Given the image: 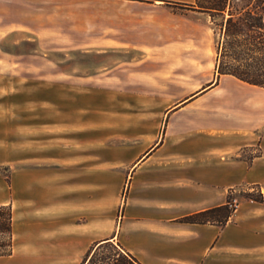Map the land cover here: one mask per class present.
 I'll return each mask as SVG.
<instances>
[{
    "label": "rangeland",
    "instance_id": "rangeland-1",
    "mask_svg": "<svg viewBox=\"0 0 264 264\" xmlns=\"http://www.w3.org/2000/svg\"><path fill=\"white\" fill-rule=\"evenodd\" d=\"M170 6L185 16L193 11ZM194 15L200 21L199 38L189 37L174 51L147 55L70 53L53 38L12 32L0 21V203L12 204L16 211L18 205L32 203L19 190L62 197L65 168L80 167L86 175L98 165L104 169L105 218L116 210L120 217L131 168L167 135L189 141L205 130L216 131L219 141L233 126V108L243 110L235 122L241 130L247 99L261 94L264 100V88L228 77L237 90L230 95L225 78L215 85L218 35L204 14ZM261 152L253 145L221 156L249 167ZM260 194L262 202L249 198ZM229 195L237 203L233 218L264 217V183L247 179L232 186ZM35 207V223L43 234L30 244L17 238L14 256L0 257V264H55L47 237L53 213L62 214V209ZM31 222L18 217L17 234ZM254 258L264 264V246ZM80 260L72 255L60 264Z\"/></svg>",
    "mask_w": 264,
    "mask_h": 264
},
{
    "label": "crops",
    "instance_id": "crops-1",
    "mask_svg": "<svg viewBox=\"0 0 264 264\" xmlns=\"http://www.w3.org/2000/svg\"><path fill=\"white\" fill-rule=\"evenodd\" d=\"M174 2L195 0H0V21L12 32L53 38L60 50L70 53L147 55L174 51L189 37L199 38L200 21L194 14H204L206 25L211 23L203 12L193 10L185 16L174 11ZM228 77L220 79L225 78V91L237 94ZM247 103L246 124L235 129L243 110L233 108V126L219 141L216 131L205 130L189 141L167 135L131 168L120 217L116 210L105 218L102 166L86 175L80 167L65 168L62 197L19 190L22 199L32 203L18 205L17 211L12 206L13 249L7 257L14 256L17 238L30 244L43 234L33 212L36 205L47 204L55 211L62 209V214L53 213L47 237L55 264L72 255L80 256V264L90 247L105 239L120 242L143 264H257L255 252L264 246L262 215L254 221L231 217L224 225L182 221L226 204L231 187L247 179L264 183L263 95L255 94ZM253 145L262 152L249 167L221 156ZM18 217L32 220L20 235Z\"/></svg>",
    "mask_w": 264,
    "mask_h": 264
},
{
    "label": "trees",
    "instance_id": "trees-1",
    "mask_svg": "<svg viewBox=\"0 0 264 264\" xmlns=\"http://www.w3.org/2000/svg\"><path fill=\"white\" fill-rule=\"evenodd\" d=\"M173 6L203 12L210 17L218 35L215 58V85L222 76L264 88V0H195L174 2ZM204 92V91H203ZM249 198L262 202L259 198ZM237 209L231 195L226 204L184 217L185 222L224 225ZM13 249V210L0 204V256ZM80 264H143L120 242L105 239L93 244Z\"/></svg>",
    "mask_w": 264,
    "mask_h": 264
},
{
    "label": "water",
    "instance_id": "water-1",
    "mask_svg": "<svg viewBox=\"0 0 264 264\" xmlns=\"http://www.w3.org/2000/svg\"><path fill=\"white\" fill-rule=\"evenodd\" d=\"M211 84H213V83H211ZM209 87H210V85L208 86V88H209ZM204 90H206V88H203V91H204ZM200 91H202V90H200ZM200 91H199V92H200Z\"/></svg>",
    "mask_w": 264,
    "mask_h": 264
}]
</instances>
